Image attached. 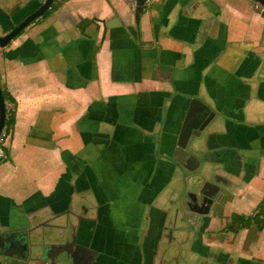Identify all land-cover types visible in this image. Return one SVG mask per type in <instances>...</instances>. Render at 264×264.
Returning <instances> with one entry per match:
<instances>
[{"label":"crops","instance_id":"0c3cea01","mask_svg":"<svg viewBox=\"0 0 264 264\" xmlns=\"http://www.w3.org/2000/svg\"><path fill=\"white\" fill-rule=\"evenodd\" d=\"M42 1L0 0V34ZM261 5L147 0L138 13L130 0H64L0 45V76L17 98L0 160V229L32 228L47 243L79 228L88 256L134 264L138 225L153 211L157 253L147 248L142 264H163V242L187 235L193 253L264 264V228L225 229L264 198ZM194 96L217 115L189 149L206 165H218L220 147L234 152L210 175L221 196L186 233L176 214L188 170L173 153ZM99 203L102 235L91 229Z\"/></svg>","mask_w":264,"mask_h":264},{"label":"water","instance_id":"95a60500","mask_svg":"<svg viewBox=\"0 0 264 264\" xmlns=\"http://www.w3.org/2000/svg\"><path fill=\"white\" fill-rule=\"evenodd\" d=\"M54 0H44L41 6L29 13L23 20L16 23L14 27L5 34H0V45H6L23 28L51 7ZM147 0H137L136 11H142ZM264 5V0H258ZM216 110L203 99L194 96L186 105L185 117L182 121L174 158L187 170L188 175L184 180L185 190L180 198V210L176 218L181 222L180 229L187 233V225L192 219L201 218L210 212L212 204L218 200L223 192L219 179H211L214 169L232 161L234 150L230 146L220 147L219 155L215 162L218 165H206L200 172L201 159L189 148L193 135L200 136L216 118ZM5 121V106L2 90L0 88V130ZM192 226V222H191ZM31 229H0V264H63L65 257L75 258L74 245H81L77 241V235L73 234L69 239L67 228L57 232L59 240L53 242L45 241L46 235L31 234ZM196 234L194 237H198ZM188 235L178 242L164 241L162 248L161 263L166 264L173 260L176 264H233L227 259L212 253H193L188 248ZM66 254V255H65Z\"/></svg>","mask_w":264,"mask_h":264},{"label":"flooded vegetation","instance_id":"af4514ba","mask_svg":"<svg viewBox=\"0 0 264 264\" xmlns=\"http://www.w3.org/2000/svg\"><path fill=\"white\" fill-rule=\"evenodd\" d=\"M55 1L56 0H54L53 3ZM42 3H43V1L40 4H38L36 7H34L30 12H28V14L31 13L32 11L36 10L39 6H41ZM9 31H7V32H9ZM174 152H175V150H174ZM173 158H174V153H173ZM161 189H162L161 187H157V191L155 192V195L151 198V201L152 202L157 197V195L161 191ZM154 208L155 207L152 206V209H154ZM96 212H97V215L94 218V223H93V226H91V229H92L93 232H97L98 231V233L100 235H102V231L104 229H108V227H109V225L106 222V219L103 216V214H104V208L102 207V204L99 203V205H97ZM155 221L156 220H155V217H154V214H153V211H152V213H150L148 216L146 214H144V217L142 218V220L140 221V223L138 225V237H137V240L134 242V247H133V252L135 253L134 254V259H133L134 264H142V253L147 248L149 249V252H152V254L153 253H157V245H156V243H157L156 242L157 241V237H156V232L155 231H156V227H157L158 224H156ZM80 231L81 230L79 228L77 230L76 229L75 230L73 229V231L71 233H69V237L68 238L71 239L72 238V235L73 234H76L77 235V241L80 242L81 244H83L80 241V238H81V236H79L80 235ZM146 231L149 234V236L151 234L150 237H148L147 235H145L146 234ZM83 237L85 238V236H83ZM126 248L127 247L124 244L122 249L123 250L124 249L126 250ZM72 249L75 250V252H76L75 258H72L70 256H67V257H65L66 259H65V261H64L63 264H106V262H104L103 258H101V256H99V252H100L99 250L94 249L93 254H90L88 256V254L86 252L87 251L86 250V246L74 245V247ZM126 261H127V258L126 257H121L119 259L118 264H125Z\"/></svg>","mask_w":264,"mask_h":264},{"label":"trees","instance_id":"16d2710c","mask_svg":"<svg viewBox=\"0 0 264 264\" xmlns=\"http://www.w3.org/2000/svg\"><path fill=\"white\" fill-rule=\"evenodd\" d=\"M63 1L64 0H56L49 9L43 12L42 15H47L51 9L57 7ZM0 88L2 90L5 106L4 126L12 131L16 123L17 98L10 91L7 84L2 80L1 76ZM253 223L259 226L260 228H264V198L260 201L257 210L254 213L248 215L234 214L232 222L225 229L238 230L241 227L248 226Z\"/></svg>","mask_w":264,"mask_h":264},{"label":"built area","instance_id":"2783aa9c","mask_svg":"<svg viewBox=\"0 0 264 264\" xmlns=\"http://www.w3.org/2000/svg\"><path fill=\"white\" fill-rule=\"evenodd\" d=\"M132 1L133 5H137V0H130ZM261 9L264 11V5H261ZM11 130L2 126L0 130V160H5L9 157V151H8V140L11 136Z\"/></svg>","mask_w":264,"mask_h":264},{"label":"rangeland","instance_id":"374dc122","mask_svg":"<svg viewBox=\"0 0 264 264\" xmlns=\"http://www.w3.org/2000/svg\"><path fill=\"white\" fill-rule=\"evenodd\" d=\"M193 138H196V139H198V140H200L201 138H202V135H200V136H197V137H193ZM205 162H203L202 164H201V166L197 169V172H200L201 170H203V168L205 167ZM186 172H188V171H186ZM178 183L180 184V181L178 180ZM177 183V184H178Z\"/></svg>","mask_w":264,"mask_h":264}]
</instances>
